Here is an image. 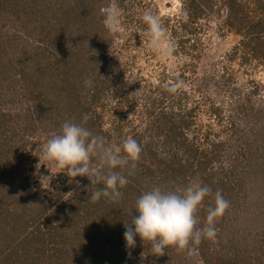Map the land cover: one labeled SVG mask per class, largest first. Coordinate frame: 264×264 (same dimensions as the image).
I'll use <instances>...</instances> for the list:
<instances>
[{"label": "rangeland", "instance_id": "obj_1", "mask_svg": "<svg viewBox=\"0 0 264 264\" xmlns=\"http://www.w3.org/2000/svg\"><path fill=\"white\" fill-rule=\"evenodd\" d=\"M182 1L0 0V206L5 209L0 214V264H159L149 243L143 245L137 238L136 247L128 250L124 239L117 242L125 231L124 223L131 222L138 195L144 191L158 186L183 194L194 183L210 189L202 207L206 203L209 209L214 207L218 191L229 207L215 221V238H202L192 246L194 254L175 250L173 264H203L204 253L209 264H264V64L254 54L245 61V49L239 53L234 50L241 36L212 11L197 18V36L189 34L182 25L188 13L182 11ZM112 6L120 11L117 33H109L104 25V12ZM149 10L161 20L164 48L172 46L169 53L149 47L147 25L142 21ZM197 37L201 44L191 49L190 43ZM184 38L193 39L186 50L182 48ZM61 56L67 65L59 61ZM56 67L70 76L62 78ZM51 79L57 82L56 87L49 84ZM89 79L98 81L86 91L85 81ZM177 83L180 86L176 91H170ZM74 87L83 103L91 106L87 112L101 115L98 128L112 130L111 137H104L106 143L115 145L120 140V130L113 124L117 116L128 117L144 131L145 110L157 105L156 111L166 113L177 107L178 117L188 121L180 128L187 142L202 139L204 149L215 153L209 166L211 176H193L185 168L182 181L159 183L155 179L159 172L143 173L141 190L122 188L120 198L128 196V203L121 201L113 206L122 223L108 227L104 220L99 225L100 256L105 261L82 250L81 258L76 257L82 242L80 233H87L94 223L91 220L103 212L104 206L98 210L94 205L79 207L80 213L88 209L97 213L83 228L80 225L70 231L58 227L63 218L56 223L40 220L42 210L51 212L64 201L77 203L90 192L84 188L83 196H77L76 185L60 183L56 173L62 170L42 155L44 145L62 128L51 127L53 118L91 126L79 118L85 109L69 101ZM40 90L50 96V103L43 94L38 95L36 91ZM155 99V104L150 103ZM161 99L163 107L158 105ZM50 104L53 109L43 111ZM62 107L75 114L61 113ZM124 131H129L130 137L133 134L127 128ZM143 139L149 140L146 133ZM146 157V151L141 153L139 163ZM158 165L154 162L148 166L152 170ZM46 176L51 177L50 184L47 179L41 182ZM202 207L196 212L197 229L207 226L208 212ZM100 218H105L103 213ZM74 219L78 217L70 222ZM52 226L57 231L53 230L55 235L51 236ZM59 231H68L69 240H61ZM107 248L112 251L110 259ZM119 253L122 257L116 256Z\"/></svg>", "mask_w": 264, "mask_h": 264}, {"label": "trees", "instance_id": "obj_2", "mask_svg": "<svg viewBox=\"0 0 264 264\" xmlns=\"http://www.w3.org/2000/svg\"><path fill=\"white\" fill-rule=\"evenodd\" d=\"M181 5H182V11L188 12L186 13L187 16L184 18L182 25L188 29L189 34L196 33V36H197V32H198L196 30L197 18H199L201 14L202 15L205 14L206 11L208 12L212 11L215 17L217 18L223 17V20L225 21L226 25L231 30H233L234 32H236L238 35L241 36V40L237 44L234 50L239 53V51L245 49V52H246L244 55L245 61L251 60L250 57L252 56V54H254L258 56L255 58H259V60L261 61L260 63L264 64V0H188V2L184 0L182 1ZM165 21L170 22V18L166 17ZM191 40L193 39H187V38L182 39L181 42L185 43V45L182 46L184 50L189 48L186 46H188V42H191ZM190 44H191L190 48L195 49L197 46L201 44V42L198 40V37H197L196 39H194V43H190ZM47 54L45 55L47 56ZM60 60H62L63 63L67 65V61L64 58H62V56L60 57L59 61ZM45 69H51V68L45 67ZM56 70H57V73L62 78L70 76V74L67 71H65V74H63L60 68H57ZM97 81L98 80H94L93 84H96ZM49 84L50 85L53 84L54 87L57 86V82L55 83V81L52 79L49 80ZM96 86L99 87L98 84ZM87 88L88 89L86 91L90 89V87H87ZM76 89L77 88L74 87L73 93L71 91V94L69 96V101L72 103V106H78V107L81 106L82 109H85L84 115L79 117L81 119V122H84L83 118L87 116L86 122L87 123L89 122L88 125H91L90 127H88V129L90 131L94 130L93 131L94 135H100L103 137H106V136L111 137L112 130H106L102 127L98 128V126H100L99 123L102 119L101 115L99 113L98 114L94 113V115H91L87 112L91 108V106L88 105L89 103L87 104L86 102L83 103L82 98H81L82 96L80 95V91L77 92ZM36 92L38 93L39 96H42L43 94L44 100L50 103L51 101L50 96L46 95V93H44L41 90L39 92L38 91ZM96 97L97 96L93 97V101L96 100ZM69 101H68V104H69ZM156 102L157 100L155 99L153 102L151 101L150 103L155 104ZM173 102L175 103V101ZM158 105H161L163 107L164 100L161 99L158 102ZM52 107H53L52 104H50V106H44L43 111L47 112L48 110L53 109ZM118 107L120 108V106ZM118 107L116 109L117 111H120ZM156 107H159V106L155 105L154 108L147 107V109L145 110L144 119L146 120V125L144 127L145 129L144 131H141L140 130L141 128L139 129V126H138L139 124L137 125L131 122L129 118L124 115H119L117 116V119L114 120V123H113L114 129L120 130V133L117 135L120 138V140L115 145L122 144L125 139L130 137L128 133L129 131H124L127 128V129L132 130L133 132L131 137L136 139V141L141 145L142 147L141 153H145L146 151V153L149 155V157H146L145 159L143 158L144 163H139V160H138L136 162V166L134 169L131 168V165H129L128 167L124 169H120L122 174L125 175L129 181L124 188L126 189V187H128L129 189V187H131L135 191L141 190L142 189L141 183L145 181V179L141 178V176H143V173L144 174L146 173L145 175H153L159 172L160 174L156 176L157 178H155L157 182L159 183L160 181L162 182L164 181L173 182L176 180L182 181V179H184V176H185L184 173L182 172L185 168L190 169L191 174L193 176L198 173H200V176H202L201 174H203L205 177L211 176L210 174L211 170L209 169V166H210V163L214 159L215 153L213 152V154L211 155V153H209L207 149H204L205 146L203 144L202 139H196V140L192 139L189 142H187L188 139L184 137L183 135L184 131L183 129H180V128L182 124L188 123V121L187 120L183 121V119L178 117V114L175 111L177 110V107L174 110H172L171 113H166L163 111L158 112L156 111ZM63 111H66L64 113H69V116L75 114V112L73 111H68V108L66 107L61 108V113ZM65 122H66L65 118L62 119L61 117L59 120L57 118H53L51 127L52 126L62 127V125ZM126 124H129V126L128 127L125 126ZM99 129L101 130V133L99 132ZM164 131H168V132L166 133L165 136L161 137L160 134L163 133ZM145 133L148 135V138H149V140H147L146 142L143 139ZM155 141H157L156 144H154ZM213 145L215 147L217 146V143H214ZM93 161H95L94 163H96L97 162L96 158H94ZM154 162H157L159 164L158 168L156 169L153 168L151 170V168L148 165L149 163H154ZM195 167H197V169ZM139 168H140V172H142V175L139 172ZM117 170L119 171V169ZM105 171H107L106 168H105ZM135 171L140 173V175H137L136 177V175H133V173H131ZM206 174L208 175L206 176ZM213 175H215V173ZM56 178L58 181H60V183H64V185H67V184L74 185V186L76 185V187H78L76 188L77 196H83L82 193L85 191L86 188H89L90 192L88 195L84 196L86 198L81 197L82 199L78 201L77 203L71 202V201L68 203L64 201L61 205L56 206L54 210L51 212L45 211L46 209L42 210V212H40L41 213L40 215H43V216H41L40 220L46 221V222L48 221L50 223H54V222L56 223V220L59 217L61 219L63 218L61 220V223H57L58 227L62 228L65 226V229L70 231L71 228L76 229L80 225L83 228V226L87 225L88 218L90 216L96 215L97 213L96 210H98L96 208L102 209V207L104 206L103 212H100V213H103L105 218L101 219L100 213H99V215H96L91 220L94 223L88 229L87 233H84V234L80 233L79 240L80 241L82 240V242L79 243L77 247L79 251L76 253V257L78 256L79 258H81L79 256V253L82 250V251H85L86 253H91V254L94 253L97 259H99V257L101 259L102 258L104 259V257L100 256V254L102 253V248H101L102 246L100 244V239H99L101 235L100 227H99L100 222L105 220L108 224V227L113 226V223L121 224L122 223L121 219H117L116 217L117 214L114 213L113 206L119 205L121 201L123 203H128L127 202L129 200L128 196L126 197V199L119 198V200L117 201L109 202V199H104V200L100 199L99 201L95 203H93L92 201L88 202V199H91V194L93 193V191H95L99 187H102V185H96V184L91 185L90 180H88V178L86 177H76L75 179H71L65 173L56 174ZM86 185H88V187ZM17 188H21V187H17ZM22 188H24L25 190L27 189V187H22ZM42 190L45 191V188H42ZM177 193L180 194L179 192ZM139 194H141V192ZM29 195L30 197L31 196L33 197L31 192ZM19 201L26 203V205L28 204L27 202H25V199L23 200L19 199ZM93 205L95 207L94 209H96L95 211L88 209L86 213L79 212V210L81 211L80 208H88ZM199 209L197 211H199ZM202 210H205L208 212L209 207L207 203L203 205ZM3 211H5V209H3L0 206V214L3 213ZM26 212L27 211L23 212V214L25 215ZM75 217H78V219H74L75 221L70 222ZM131 219L132 217L130 218V221ZM56 229L57 227H53V226L50 228L51 236L53 234L55 235V233H52V232L53 230L55 231ZM79 229L81 231V228H78V230ZM38 232H41V231L39 230ZM59 232L61 233V237H62L61 240L64 239L65 241H67L71 237L68 231L67 232L59 231ZM119 236L120 237L118 238L117 242L122 243V241H124L123 240L124 233ZM201 248L202 250H204L202 245H201ZM175 250L177 249L169 247L165 255H163L162 257L159 256V259H158L159 264H173V260H174L173 257H175V255L173 256V254H175ZM60 251H62V249H60ZM106 251L110 252L109 253V259H110L112 251H109L108 248ZM194 253L196 252L193 251L191 254H194ZM122 255H123L122 253H119L116 256L122 257ZM203 256H204V259L202 260V263L209 264L210 261L206 257V253H204ZM86 264H90V263L87 262ZM98 264H103V263L100 261ZM104 264H106V261Z\"/></svg>", "mask_w": 264, "mask_h": 264}, {"label": "clouds", "instance_id": "obj_3", "mask_svg": "<svg viewBox=\"0 0 264 264\" xmlns=\"http://www.w3.org/2000/svg\"><path fill=\"white\" fill-rule=\"evenodd\" d=\"M119 17L117 7L105 10L104 25L109 33L120 31ZM142 21L147 25L149 47L165 53L171 52L170 44L164 48L165 29L160 18L149 10L143 14ZM92 84L91 79L85 81L87 87H92ZM179 86V83L174 84L169 90L174 92ZM83 119L86 121L87 116ZM141 151V145L132 137H128L120 145H112L106 143L103 136L94 135L83 123L66 121L59 134L44 145L42 155L46 161L53 162L58 170H62L57 173H65L71 179L87 177L91 185H102L91 194V201L95 203L101 198L119 200L121 189L129 181L117 169H124L129 165L134 169ZM94 158L96 163L93 162ZM45 179L50 184L51 177H43L41 182ZM209 192L208 187L199 183L188 186L183 194L158 186L144 191L136 200V211L131 222L124 223L126 249H134L139 238L143 245L145 242L151 245L152 256L165 255L169 247L180 251L188 250L191 254L194 251L192 246L198 245L202 238L214 239L215 221L223 216L229 204L219 191L216 192L215 206L208 210L207 226L197 229L196 212ZM130 255L129 252V257Z\"/></svg>", "mask_w": 264, "mask_h": 264}]
</instances>
